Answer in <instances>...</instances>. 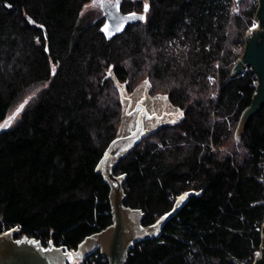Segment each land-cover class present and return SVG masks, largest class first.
I'll return each mask as SVG.
<instances>
[{
    "label": "trees",
    "instance_id": "1",
    "mask_svg": "<svg viewBox=\"0 0 264 264\" xmlns=\"http://www.w3.org/2000/svg\"><path fill=\"white\" fill-rule=\"evenodd\" d=\"M94 1L0 0V127L33 95L0 132V234L18 228V238L76 250L113 224L96 167L124 124L119 86L128 96L146 81L182 115L115 162L125 205L148 226L195 194L127 264H253L264 250V108L238 141L258 78L231 72L257 3L232 14L233 0H120L144 19L107 39ZM78 264L109 261L97 251Z\"/></svg>",
    "mask_w": 264,
    "mask_h": 264
},
{
    "label": "water",
    "instance_id": "2",
    "mask_svg": "<svg viewBox=\"0 0 264 264\" xmlns=\"http://www.w3.org/2000/svg\"><path fill=\"white\" fill-rule=\"evenodd\" d=\"M241 0H236L240 2ZM104 9L105 24L102 32L107 39L121 33L129 24L144 19V16L125 15L120 12V0H97ZM142 17V19H141ZM256 20L259 27L246 36V47L243 55L234 65L231 76L236 77L246 69H251L258 78V86L252 104L243 112L236 130V139L241 141L250 121L264 108V0H259ZM107 29V31H105ZM124 99V124L119 135L104 152L96 173L101 174L110 187V204L112 208L113 224L105 230L86 237L76 250L67 247L55 246L52 242L44 247L41 241L23 236L18 238L21 230L10 229L0 234V264H73L76 260H84L97 251L109 261V264H127L129 256L135 246L141 242L159 238L168 221L186 205L189 198L195 192H187L179 196L173 209L163 215L152 225H143L145 214L140 209L127 207V195L125 193L126 175L114 174L115 162L129 151L133 150L142 140L151 133L152 126L145 123L151 118L144 101L150 100L147 94V82L138 86L136 91L126 96L123 87L119 86ZM153 98H161L164 102L162 113H171L164 123L181 117L182 113L173 108L166 97L162 95ZM133 125H128L134 120ZM7 125L0 127V132L7 129ZM261 237L264 238V224ZM254 264H264V250L255 258Z\"/></svg>",
    "mask_w": 264,
    "mask_h": 264
},
{
    "label": "flooded vegetation",
    "instance_id": "3",
    "mask_svg": "<svg viewBox=\"0 0 264 264\" xmlns=\"http://www.w3.org/2000/svg\"><path fill=\"white\" fill-rule=\"evenodd\" d=\"M112 1V0H111ZM100 11H101V17L104 19V24H105V17H104V9L102 7V5L100 4ZM121 12V11H120ZM122 13V12H121ZM103 24V25H104ZM102 25V27H103ZM168 100V99H167ZM145 107L148 111L149 114H151V118H147L145 123L147 124L146 127H148V125L152 126V128H154L155 130L163 127L165 125H169V121L164 123L165 121H167L169 118H171V113L169 112H164L162 113V116H158L164 106V102H162L161 98H151L150 100H145L144 101ZM134 120H131L130 123H128V125H133L134 124Z\"/></svg>",
    "mask_w": 264,
    "mask_h": 264
},
{
    "label": "rangeland",
    "instance_id": "4",
    "mask_svg": "<svg viewBox=\"0 0 264 264\" xmlns=\"http://www.w3.org/2000/svg\"><path fill=\"white\" fill-rule=\"evenodd\" d=\"M86 12V11H85ZM87 13V12H86ZM86 13L83 14L84 17L86 16ZM89 14V13H88ZM149 85L147 83V94L149 97H154V96H157V95H154V96H151L149 93ZM132 95V94H131ZM129 96V95H128ZM32 93L31 92H26L25 94L22 95V97L16 102L14 103V105L12 106L10 112H9V115L7 117V119L5 120V123L4 125H7L8 127L10 126H13L14 124H16L18 122V120L20 119L22 113L24 112V110L32 103ZM165 97V96H164ZM167 98V97H166ZM124 101V100H123ZM21 105H23V108H21ZM19 109V112H17V110ZM10 117H14L13 119H9ZM181 117H178V118H175L171 121H169V124H172V123H175L176 121H178ZM7 122V123H6ZM122 128V126H121ZM120 128V130H121ZM155 129H152L150 131H153ZM78 261L80 260H76L73 264H78Z\"/></svg>",
    "mask_w": 264,
    "mask_h": 264
},
{
    "label": "built area",
    "instance_id": "5",
    "mask_svg": "<svg viewBox=\"0 0 264 264\" xmlns=\"http://www.w3.org/2000/svg\"><path fill=\"white\" fill-rule=\"evenodd\" d=\"M234 1V3H233V7H232V9H233V11H232V14H235V13H237V11H238V8H237V2H236V0H233ZM256 3H257V7H258V5H259V0H254ZM258 27H259V22H258V20H256V18H255V20H254V23H253V26L251 27V29L249 30V32L246 34V36L250 33V32H252L253 30H256V29H258ZM246 36H245V39H244V43L242 44V45H240L238 48H237V52H239L240 54H241V56L243 55V53H244V50H245V47H246ZM240 59V58H239ZM238 59V60H239ZM249 70H251V69H246L245 71H244V73L245 72H247V71H249ZM208 80L210 81V83L211 84H214L215 83V78L213 77V76H208ZM212 97H214V95L212 94ZM23 236H21V237H19V238H22ZM28 238H30V237H28ZM44 247H48V246H45V245H43ZM257 256H259V255H257ZM256 256V257H257ZM255 257V258H256ZM107 259H105V258H103V261H106ZM254 261H255V259H254ZM254 261H253V264H254Z\"/></svg>",
    "mask_w": 264,
    "mask_h": 264
},
{
    "label": "snow or ice",
    "instance_id": "6",
    "mask_svg": "<svg viewBox=\"0 0 264 264\" xmlns=\"http://www.w3.org/2000/svg\"><path fill=\"white\" fill-rule=\"evenodd\" d=\"M145 10L147 11V5L145 6ZM141 19H142V17H141ZM105 31H107V29H105ZM21 108H23V105H21ZM17 112H19V109L17 110ZM14 117H10L9 119L11 120V119H13ZM7 123V122H6Z\"/></svg>",
    "mask_w": 264,
    "mask_h": 264
}]
</instances>
